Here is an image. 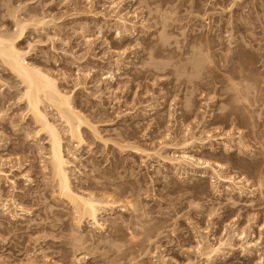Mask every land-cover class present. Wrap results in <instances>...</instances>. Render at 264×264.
<instances>
[{
    "label": "rangeland",
    "instance_id": "rangeland-1",
    "mask_svg": "<svg viewBox=\"0 0 264 264\" xmlns=\"http://www.w3.org/2000/svg\"><path fill=\"white\" fill-rule=\"evenodd\" d=\"M162 5L153 0H0V31L15 29V11L20 18L46 16L47 24H30L21 40L22 47H31L28 60L58 76L77 108L99 126L101 138L83 127L87 143L73 149H79L73 159L75 186L124 189L113 192L118 208L109 219L122 223L115 237L112 221L103 231L86 222L81 232L92 239L76 249L71 210L52 193L45 168L46 134H35L36 124L20 98L23 86L0 62V194L11 209L16 200L30 210L13 219L0 207V264H209L197 251L199 237L216 243L233 229H246L258 245L243 251L242 241L235 239L233 248H224L225 258L212 264H264L259 258L264 256V190L250 198L249 185L244 195L230 191L209 168L176 169L132 147L158 150L162 140L178 146L160 152L177 157L184 140L195 135V147L188 149L195 157L220 161L221 174L256 183L253 172L259 163L264 166V0H167ZM119 12L127 15L129 29L116 21ZM163 21L168 43L164 51L149 49L161 46ZM237 23L249 29L237 30ZM207 42L213 64L203 56ZM235 95H260L251 117L242 113L245 101ZM48 110L56 118L55 110ZM209 134L214 137L205 139ZM241 136L253 150L235 145ZM202 142L214 146L217 155ZM127 200L135 205L127 206ZM149 215L163 227L161 234L141 245H124L131 235L125 221L137 218L142 224L152 219Z\"/></svg>",
    "mask_w": 264,
    "mask_h": 264
},
{
    "label": "bare ground",
    "instance_id": "bare-ground-1",
    "mask_svg": "<svg viewBox=\"0 0 264 264\" xmlns=\"http://www.w3.org/2000/svg\"><path fill=\"white\" fill-rule=\"evenodd\" d=\"M153 1L158 2L159 6L162 7V9V4L167 2V0ZM117 6L118 5L114 7ZM119 13L120 14L117 13V15L115 16L116 21H118L119 24H121L122 26H125L127 29H129L128 23L130 21L127 19V15L121 12ZM38 16H35V14H29V17L27 18L26 16L20 18L21 16L19 17V15L16 14V11L14 12L15 29L11 31L8 29H1L0 31V62H2L4 66H7V69H9L11 73H13L18 78V80L23 86L20 98L22 100H25L27 112L31 115L32 119L36 124V128H34L35 134L38 136L43 133L46 134V137L44 139H46V142L48 143L47 159L49 166H45V168L49 167L50 169L49 173L52 183V193L57 195L56 199L58 201L63 204L67 203L66 205L70 208V215L72 216L74 222L73 224L76 227H74L76 233L75 231H73L75 234L72 236V242L74 243L76 249H81L86 242L92 239L90 238V236L85 235L84 232H81L83 225L87 222V224L93 229H100L101 231L105 230V222L110 220L109 217H111V214H114L116 208H118V206L116 205L117 200L114 197V193L122 194L124 189L118 186L111 187L106 185L102 187L96 185L97 190L95 191L97 192H95L94 190L92 191V189L89 190L85 188H80L78 186H75L74 184L73 176L76 175V171L73 167L74 160L77 159V152L79 149L75 148V151H73V149L75 146H82L87 143L83 127H88V129H90L89 131H91V133L93 132V134H95L96 136H100V130L98 129L99 126H96L97 123L94 124L92 121H90L91 119L88 118L87 115L83 113V111H81V109L79 110V108H77V105H75L74 102V94L72 95L70 92H68V90L66 91V89L61 86L60 79L58 78V76H56L49 69H45L28 60L31 47L30 49H28L22 47L21 45V40L24 39L26 33L28 32V27H30V24H33L34 26L38 24L40 26L49 22L45 18L46 16ZM162 24L163 25L161 31L163 34V40L161 46L157 48V45H151L149 46V49L156 48L155 50L159 49L162 51V49L166 46V43H168L169 30L167 29V23L166 21H163ZM242 24L243 25H237L239 27L237 28V30H241V28L245 30L249 29L246 23ZM29 45L31 46V44ZM201 47L202 45L198 46L199 49ZM202 52L204 53L203 56H205V59H207L210 64H213L211 63L213 61V57L211 55L210 42L209 44L207 42ZM245 76H247V74ZM246 79L247 77H245V80ZM261 80H263L264 82V75H261ZM258 96L260 95H237L238 98H236L235 95V98L236 100H238V102L240 101L239 99L242 98L245 101H243L245 105L242 106V113L244 112L245 115L247 114V116L251 117L252 113L255 111V107L258 102ZM49 107H52L53 110H55L54 112L56 113V118H53L51 116L48 110ZM58 121L61 122L62 127L60 123H58ZM252 125L253 126H251V134L254 139H256V131L253 128L255 125ZM188 129L190 128H186L187 132ZM64 134L67 135L68 144H66V135ZM228 134L230 135V133ZM170 136L171 133L168 132L167 137ZM101 137L102 135L99 138ZM213 137V134H209L205 139H210ZM244 137L245 136H241L239 140L236 139L234 141L235 145H237L239 148L246 149L249 148V146L242 141ZM195 140V135H192V137L189 139H185L183 142V144L185 145L183 146V151L180 155L178 154L177 157L176 154L172 157L167 155L165 156V154H162L160 152V149H163L164 147H167L169 145L178 146L174 143L172 144L170 142H164L162 140V143L160 145L161 148L158 150L153 148L149 149L148 147L138 145L132 147H134V153L140 154L142 155V157L146 158L155 154V156L157 155L161 157L162 160H165L166 162L168 161V163H172V165L175 166L176 169L184 168L186 165L200 166L202 168L207 169L209 168L213 172L212 178L218 177L220 180L227 182V189L230 191L237 190V192L244 195V193L247 192L245 191V188L247 187V185H249V187H253V191L247 192V196H249L250 198H253L255 196V190H264L263 162L262 165L261 163H259V165H257L253 172V175L256 179V183H250L248 179L242 181V179H238L235 176H232V174L223 175L221 174L224 168V164L222 162L216 161L212 163L208 159L204 160L201 157H195L194 154L188 150L189 148L195 147ZM224 141L223 143L225 144V146H227L226 149L230 151L229 148L231 146H229L227 141ZM125 145L124 148H126ZM242 145H244V147H242ZM206 146L207 145L202 142L201 147L203 148ZM181 147L182 146H180V148ZM66 149L68 152H66ZM205 149H208L210 152H213L215 155H217V149L214 148V146L211 145L209 147L208 145ZM249 149L253 150L252 148ZM233 150H236V148H233ZM200 175L202 177H206V170L202 171ZM251 201H253V199H251ZM132 202L133 200H129L128 202H126V205H135V203ZM12 205L14 209H11V205L9 204V202L6 201V199L2 200L0 194V207L4 208L5 212H7L13 219H17L19 214H22L23 212L30 213V210L26 209L22 204L16 202V200L12 202ZM127 206H125V208ZM119 210H122V208ZM151 218L152 219H150L149 221L145 220V223H148L150 227H148L147 225V227L145 226L144 220L142 218L140 219L141 221L143 220L142 224L141 222H139V220L136 221L137 218L135 221H133L132 219L125 221L128 222L126 226L128 229L131 230V235L130 238L126 240L124 245L128 247H131L133 245H141L142 243H144L147 237L149 238L151 236L153 237L155 235L158 236L159 234H161L163 227L157 224L156 220L153 217ZM119 220L120 219L118 217L112 218L110 220L113 223L112 237H115L116 232L122 228V223ZM140 224L142 226H140ZM138 225L141 229H143L142 231L134 230L133 227H137ZM247 236L248 235L246 229H242L240 231L238 229H233V231H227L226 236L224 238H221L216 243L211 242V240L207 236H200L197 242V251L198 253H200L201 256H204L207 261H209V264H212L214 260L218 258H225V255H223V251L225 250L224 248H226L227 246L233 248L235 245V239H240L242 241V243H240V247H242L243 251L245 250L249 252L253 250V247L257 246L258 242H256V239H248ZM117 250H122V246H118ZM44 257L47 256L44 255ZM259 258L262 260L264 258L263 254H261Z\"/></svg>",
    "mask_w": 264,
    "mask_h": 264
}]
</instances>
